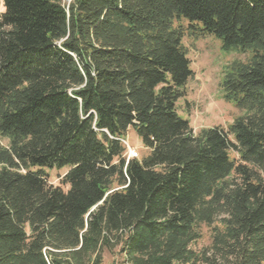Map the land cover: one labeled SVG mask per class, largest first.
I'll return each instance as SVG.
<instances>
[{
    "label": "trees",
    "instance_id": "trees-1",
    "mask_svg": "<svg viewBox=\"0 0 264 264\" xmlns=\"http://www.w3.org/2000/svg\"><path fill=\"white\" fill-rule=\"evenodd\" d=\"M3 6L0 264H264V0ZM187 32L251 55L224 72L244 112L228 130L196 134L179 114Z\"/></svg>",
    "mask_w": 264,
    "mask_h": 264
},
{
    "label": "rangeland",
    "instance_id": "rangeland-1",
    "mask_svg": "<svg viewBox=\"0 0 264 264\" xmlns=\"http://www.w3.org/2000/svg\"><path fill=\"white\" fill-rule=\"evenodd\" d=\"M4 11L3 0H0V13ZM180 25L187 27L188 23L183 21ZM183 44L188 51V58L191 61V69L194 74L185 88V98L178 103L179 114L190 122L196 134L205 128L222 127L228 130L230 125L244 112L224 98L222 89L224 72L226 67L233 62H248L251 57L250 53L224 51L221 40L216 37L206 36L196 39L188 32ZM7 141L4 140L3 143L8 144ZM125 145L128 148V157L130 148L137 152L138 159H142L150 152L133 130L128 132ZM232 157L237 158L235 154ZM67 171V169L47 170L48 183L55 187L68 189L62 184ZM202 235V240L196 245L198 250L211 244V231L208 227H203ZM114 261V257L106 252L104 255L105 264H113Z\"/></svg>",
    "mask_w": 264,
    "mask_h": 264
},
{
    "label": "built area",
    "instance_id": "built-area-1",
    "mask_svg": "<svg viewBox=\"0 0 264 264\" xmlns=\"http://www.w3.org/2000/svg\"><path fill=\"white\" fill-rule=\"evenodd\" d=\"M129 158H138V154L135 150L130 148V156Z\"/></svg>",
    "mask_w": 264,
    "mask_h": 264
}]
</instances>
